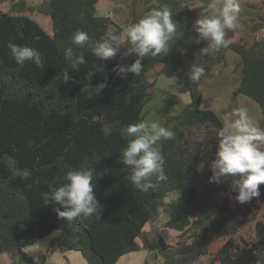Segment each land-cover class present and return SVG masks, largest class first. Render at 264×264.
I'll return each mask as SVG.
<instances>
[{"label":"trees","instance_id":"16d2710c","mask_svg":"<svg viewBox=\"0 0 264 264\" xmlns=\"http://www.w3.org/2000/svg\"><path fill=\"white\" fill-rule=\"evenodd\" d=\"M98 1L44 0L28 8L19 1L9 12H0V254L17 252L22 264H46L51 249L58 248L62 253L79 252L87 264H116L122 256L144 249L154 258L161 256L163 264H194L207 256L219 236L225 242L207 264H264V185L260 197L241 204L239 215H234L236 193L230 182H208V164L217 150L216 132L223 123L199 90L217 66L226 64L227 52L236 53L240 82L233 96L243 95L259 106L264 128V36H256L264 27V16L245 21L248 32L255 35L252 42L235 38L228 47L198 58L207 42H194L198 18L192 10L181 0L147 2L129 25L166 6L177 32L167 56H147L139 76L122 77L112 69L130 64L135 56L118 55L101 62L90 51L111 34L120 40L124 37L122 28L97 14ZM27 9L49 17L51 35L22 14ZM78 30L90 37L82 49L71 44ZM8 43L34 48L40 56L18 65ZM69 46L75 56H84L85 64L78 69L64 59ZM195 62L205 68L204 76L196 82L184 78L178 86L179 93L189 94L191 103L177 115L166 116L163 123L175 134L174 139L161 141L166 179L153 190L139 191L130 182V170L119 160L127 143L122 132L144 121L150 89L159 76L182 78ZM99 65L103 71H94ZM65 69L72 77L67 83L62 81ZM89 72L94 73L90 80ZM105 78L107 86L99 95L81 91L85 84L94 88ZM72 169L92 170L94 193L103 205L100 218L69 223L53 211L58 205L42 203L41 193L58 187ZM160 210L167 216L165 228L181 234L174 246L165 244L164 250L158 240L165 242V235L147 241L143 233ZM253 216H259L253 240L237 238ZM55 232L59 235L45 254L33 259L23 253L25 247Z\"/></svg>","mask_w":264,"mask_h":264},{"label":"clouds","instance_id":"9594fccd","mask_svg":"<svg viewBox=\"0 0 264 264\" xmlns=\"http://www.w3.org/2000/svg\"><path fill=\"white\" fill-rule=\"evenodd\" d=\"M240 12L239 0H210L194 25L197 33L194 42H207V46L200 49L198 58L213 54L221 47L226 48L234 43V40L227 38V33L241 27ZM172 15L166 6L152 9L136 23L126 27L124 41L111 34L97 41L90 51L101 62L118 55L124 59L135 56L130 64H118L112 70L122 77L129 73L139 76L143 58L168 55L169 42L177 32ZM89 42V35L82 30L76 31L71 37V44L77 48H85ZM7 47L18 65L35 61L40 56L36 49L28 46L8 43ZM64 59L73 69L85 64L84 56H75L72 46L64 50ZM94 71H103V66H95ZM93 74L87 73V78L90 80ZM204 74L205 68L200 63L191 65L189 78L193 82L198 81ZM71 79L69 71L65 69L62 81L67 83ZM106 86L105 78L104 82L98 83L94 88L85 84L81 91L90 96L99 95ZM122 136L127 143L120 151L119 160L130 170L131 184L142 192L157 188L158 182L166 179L161 141L174 139V132L158 122L142 121L127 126ZM216 137L217 150L215 158L208 164L211 172L208 182H230V189L236 193L234 199L239 204L259 198L260 186L264 185V128L253 121L247 108L239 107L225 116L224 125L217 130ZM62 181L58 187L41 193L45 206L58 205L53 207V211L69 223L80 218H100L103 205L98 202L94 193L92 170H69L64 174Z\"/></svg>","mask_w":264,"mask_h":264},{"label":"crops","instance_id":"0c3cea01","mask_svg":"<svg viewBox=\"0 0 264 264\" xmlns=\"http://www.w3.org/2000/svg\"><path fill=\"white\" fill-rule=\"evenodd\" d=\"M181 1L183 5L188 6L192 10V12L197 16L198 19L200 18V13L202 12V10L207 8L208 4L210 3V0H181ZM147 2L157 5L159 4L160 0H99L96 5V10L99 16L109 18L120 28H122L124 30L123 36L125 37V29L127 26H129L132 16L134 14L142 13L143 10L145 9ZM239 4L241 8V12L239 16V24L241 25V27L235 30H229L227 33V38H230L232 40L235 38H244L247 41L252 42L255 38V35L248 32L245 21H250V20L256 21L258 20L259 17L264 16V0H239ZM256 36L259 38L264 36V27L256 34ZM226 59H227L226 64L217 66L213 71V75L240 74V71L237 67L238 64L240 63V57L236 53L227 52ZM189 73H190V69L186 70L182 78H166V77L162 78L161 76H159L154 83L155 86L154 89L157 90V87L161 88L160 91L161 92L164 91L165 95H168L169 97H172L174 99H179L181 100V102H183L182 105L187 106L191 103V98L189 94L179 93V95H177V92H178V86L183 81V79L184 78L190 79ZM162 79H166V81ZM237 80H239L240 82V77L237 78ZM239 82L235 83L234 81V86L230 87L227 91L229 95H232L234 90L239 86ZM226 83L228 84V81H226ZM200 94L202 96V99L204 100L210 99V97H208L207 95H203L204 93H202L201 90H200ZM230 100L231 99H228L226 102H223L225 104H223L221 110H224L227 106L230 105L231 103ZM209 107L210 110L214 111L212 109L213 102L211 101V99L209 102ZM215 113L218 114L217 112ZM58 235L59 232H55L45 237L44 239L37 241L35 244L25 247L23 249V253L33 259H37L41 255L45 254V252L47 251L50 245L51 240L57 237ZM136 253H140V251H136L122 256L116 264L121 263V261L123 262V264H129L128 259L131 258L133 254ZM149 255H150L149 252L148 254L145 255L146 259L149 257ZM22 259H23L22 255L17 252L13 254H8V253L0 254V264H22L23 261ZM46 264H87V262L83 259L82 255L77 251H66L62 253L58 248H53L51 249L50 255L47 258Z\"/></svg>","mask_w":264,"mask_h":264},{"label":"rangeland","instance_id":"374dc122","mask_svg":"<svg viewBox=\"0 0 264 264\" xmlns=\"http://www.w3.org/2000/svg\"><path fill=\"white\" fill-rule=\"evenodd\" d=\"M19 1H24L26 7L28 8V7H36L44 0H0V12L3 13L9 12L11 10V6ZM22 14L27 15L30 19L38 23L39 26L47 34L49 35L52 34L51 21L49 17L39 14L37 11H30L28 9L24 11ZM238 76H239L238 74L212 75L211 78L202 81L199 90H201L202 93H204L203 95H207L208 97H210L211 101L213 102L212 109L218 113L217 115L222 119L223 124H224L225 116L228 113L232 112L233 109L239 107H245L247 108L250 117L260 127L263 117L259 106L254 101L243 95H236L234 97L233 93L232 95H229L227 93L228 89L234 86V81L235 83L239 82V80H237V78H239ZM161 77L165 78L164 76ZM162 80L166 81V79H162ZM226 81H228V84L226 83ZM154 87L155 86H152V88L150 89L152 98L144 109L145 112L144 121L145 122L155 121L163 126L164 119L166 116L177 115L186 106L182 105L183 102H181V100L174 99L172 97H169L168 95H165L164 91L163 92L160 91L161 88L156 86L157 87L156 90L154 89ZM177 95H179V92H177ZM233 98L235 99L234 101ZM163 99L166 100L164 101ZM228 99H231L230 105L227 106L224 110H221L222 109L221 107H223V104H225L223 102H226ZM232 206H233L232 213L234 215H239L237 208L241 206V204L237 203L235 199H233ZM258 218L259 216L251 217L250 222L241 231H239V233L237 234V238L242 237L245 240H253L254 224ZM166 220H167V216L165 212L163 210H160L156 219L144 226L143 228L144 238L147 241H150L153 238H157L158 234L159 235L163 234L165 235L166 238L165 241L166 244H168L169 246H174L178 241V239L180 238L181 234L179 232L166 229L165 228ZM137 242L142 244L141 239H137ZM224 242L225 240L223 238L219 236L215 237L210 245L207 256L200 258L194 264H207L208 261L214 256V254L218 251V249L223 245ZM146 254H148V252L144 249H141L140 253L133 254V256L128 259L129 264H143L146 259L145 257ZM146 262L147 264H163V258L161 256L154 258L153 254L150 253L149 257L146 259ZM119 264H123V262L121 261V263Z\"/></svg>","mask_w":264,"mask_h":264},{"label":"water","instance_id":"95a60500","mask_svg":"<svg viewBox=\"0 0 264 264\" xmlns=\"http://www.w3.org/2000/svg\"><path fill=\"white\" fill-rule=\"evenodd\" d=\"M199 101L200 100L197 101V104H199ZM158 242H159L160 246L162 247V249L164 250L166 248V245H165L166 243L163 242L162 239H159Z\"/></svg>","mask_w":264,"mask_h":264}]
</instances>
